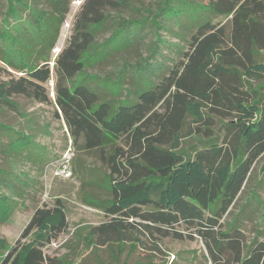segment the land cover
<instances>
[{
  "label": "trees",
  "instance_id": "obj_1",
  "mask_svg": "<svg viewBox=\"0 0 264 264\" xmlns=\"http://www.w3.org/2000/svg\"><path fill=\"white\" fill-rule=\"evenodd\" d=\"M4 1L0 62L6 67L0 69L9 78L0 76V107L13 106L12 97L18 94L53 102L73 139L82 138L85 149L100 151L110 169L113 198L102 205L108 220L86 235L94 252L108 246L114 264H120L128 242L131 249L143 242L135 233L138 227L181 238L184 226L192 229L190 236L204 240L213 264H264L260 235L245 250L235 221L226 229L220 223L264 153V0H160L156 10H149L156 30L152 57L157 42L165 41L159 32L172 20L184 32L188 48L158 82L148 79L149 72L139 74L146 82L137 90L136 101L100 100L89 83L77 78L91 60L94 32L112 11H122L132 0H83L68 43L54 59L52 50L75 0H45L49 8L30 0ZM213 16L229 17L228 24L215 23ZM147 20L122 19L103 50L128 29L134 39ZM53 78L52 101L45 84ZM214 116L224 129L223 143L209 137L190 157L182 150L184 139L204 130L210 133ZM6 130L11 127L0 121V132ZM15 132L18 137L9 149L29 148L25 155L40 157L31 135ZM124 137L126 151L119 144ZM260 172L264 177V163ZM14 203L0 194V217H6ZM66 227L61 200L53 207H37L23 232L30 241L11 247L0 264H74L44 251ZM8 248L0 235V252Z\"/></svg>",
  "mask_w": 264,
  "mask_h": 264
},
{
  "label": "rangeland",
  "instance_id": "obj_2",
  "mask_svg": "<svg viewBox=\"0 0 264 264\" xmlns=\"http://www.w3.org/2000/svg\"><path fill=\"white\" fill-rule=\"evenodd\" d=\"M30 1L49 8L45 0ZM4 3L2 0L1 9H4ZM74 3L71 2L65 22L70 24L62 25L58 42L52 50L53 59L60 48L67 45L72 34L74 16L80 6ZM131 3L122 11H112L106 24L94 32L91 60L89 58L87 68L77 76L97 91L100 100L116 101L129 97L136 101L137 90L144 88L146 82L138 79L139 74L149 72L148 79L158 82L162 74L182 59L183 51L188 48L187 40H183L184 32L172 20L168 28L159 32L165 41L157 42L158 48L152 57L156 30L149 10H156L160 0H132ZM146 16L148 20L134 39L132 30L128 29L107 46L106 52L103 50L122 19L140 20ZM212 19L215 23L228 24L229 17L213 16ZM0 65L6 67L2 62ZM158 65L164 69L156 70ZM7 69L13 71L9 67ZM18 74L14 72L15 76ZM0 76L9 78L2 68ZM119 82L122 88L113 89ZM45 87L53 101L55 79ZM12 101L13 106L0 107V121L11 127L9 131L0 132V194L15 202L12 211L4 218L0 217V235L9 244L7 250L0 252V262L11 247L30 241L31 236L23 237V232L35 209L53 207L59 199L65 208L67 227L57 239L44 246L45 253L64 256L74 264H114L111 248L100 246L98 252H94L86 236L92 226L108 220L102 205L113 198L108 178L110 169L101 158L100 151L85 149L82 138L73 139L53 102H40L23 94L14 95ZM212 121L210 133L204 130L199 136L184 139L182 150L190 157L204 147L209 137L223 143L224 129L220 119L214 116ZM15 131L20 135L22 132L31 135L40 157L31 159L25 155L30 153L29 148L15 152L9 149L8 144L18 137ZM126 142V137L119 142L125 151L129 150ZM263 163L264 153L253 164L250 178L235 204L220 220L223 229L235 221L242 232L245 250L256 234L264 240V177L260 172ZM180 229L184 236L177 238L165 236L154 227H138L135 233L143 242L134 249L128 242L120 255V264H149L151 260L157 264H213L208 258L204 240L197 234L190 236L192 229L184 226Z\"/></svg>",
  "mask_w": 264,
  "mask_h": 264
},
{
  "label": "built area",
  "instance_id": "obj_3",
  "mask_svg": "<svg viewBox=\"0 0 264 264\" xmlns=\"http://www.w3.org/2000/svg\"><path fill=\"white\" fill-rule=\"evenodd\" d=\"M75 3H74V5H80L81 4V2H82V0H76V1H74ZM77 2V3H76ZM65 24V26H69V22H67V23H64Z\"/></svg>",
  "mask_w": 264,
  "mask_h": 264
}]
</instances>
